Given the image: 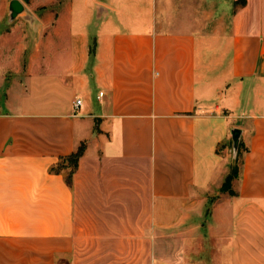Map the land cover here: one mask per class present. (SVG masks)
<instances>
[{
  "label": "crops",
  "instance_id": "crops-1",
  "mask_svg": "<svg viewBox=\"0 0 264 264\" xmlns=\"http://www.w3.org/2000/svg\"><path fill=\"white\" fill-rule=\"evenodd\" d=\"M235 1L217 53L184 0L20 1L31 36H0V264H198L195 221L223 255L202 264H264V0ZM81 143L70 180L51 171Z\"/></svg>",
  "mask_w": 264,
  "mask_h": 264
},
{
  "label": "rangeland",
  "instance_id": "rangeland-1",
  "mask_svg": "<svg viewBox=\"0 0 264 264\" xmlns=\"http://www.w3.org/2000/svg\"><path fill=\"white\" fill-rule=\"evenodd\" d=\"M21 2H27L30 3L31 0H20ZM68 0H55L53 5H51V8L53 9H59L57 8L59 6V3L67 2ZM175 1H181V0H175ZM185 3L183 5L182 10L185 9V6H191L192 11V29L198 36H204L209 37L210 39H213V43L211 45H208L207 48L209 49V52L211 53H217V52H227V45L224 43L227 35L229 33V21H230V8L231 6L237 3V1L233 0H184ZM8 2V0H0V3H2L3 6ZM24 2H22L24 4ZM180 5V4H179ZM77 10L82 7V4H80L78 1L75 4ZM7 7V6H6ZM75 8V10H76ZM178 9V8H177ZM8 13V12H7ZM25 14H28V11H26ZM75 14V13H74ZM83 16L87 15L85 14V11L81 10L76 12V16ZM18 16V15H17ZM17 16L12 20L9 21V15L7 14V21L6 23V13L3 16L2 19V25L0 26V36H5L6 38H9L7 40H10V42H16L17 39L26 38L28 34L31 36V32H28L27 23L24 22V18ZM26 20H30L31 18L27 17ZM82 21V20H81ZM28 27V28H27ZM88 29V28H87ZM89 30V29H88ZM19 41V40H18ZM17 44V43H15ZM13 48V47H12ZM229 154L232 155V146L230 144L229 146ZM235 157L232 156V163ZM232 187V182H231ZM233 189V188H232ZM225 196L230 197L231 194L229 192L223 193ZM218 195H213V202L209 203L208 209L209 210L213 203L216 201ZM232 196V195H231ZM205 206V207H206ZM204 206L203 205H195L193 211V214L195 216L197 215H204ZM206 219V218H205ZM204 219V220H205ZM195 223V230H194V242L192 243L195 245L196 248H192L191 253L187 255L189 261H195L198 264L207 263L212 260H223V255L218 253L219 248L217 247V239L212 238L209 239L206 246H210L213 248H201L203 245V238L201 236L200 230L198 229L199 223L197 221ZM217 253V254H216ZM163 258L166 257V252L162 251Z\"/></svg>",
  "mask_w": 264,
  "mask_h": 264
},
{
  "label": "trees",
  "instance_id": "trees-1",
  "mask_svg": "<svg viewBox=\"0 0 264 264\" xmlns=\"http://www.w3.org/2000/svg\"><path fill=\"white\" fill-rule=\"evenodd\" d=\"M246 150H247V148L244 147V145L240 141L238 148H237L235 158L233 160V163L234 162L235 163L231 164V166H230L229 173L227 174V176H226V178H225V180H224V182L220 188L221 192L227 191L231 195L236 194V192L231 187V182L235 178H237L239 175L240 165L242 163V156H243L244 151H246ZM83 151H84V144L81 143L74 152H72L66 156H61L59 158V160L57 161V163L51 167V171L59 172V171L66 170V179L70 180L72 173H73L74 169L76 168L77 160L81 156Z\"/></svg>",
  "mask_w": 264,
  "mask_h": 264
},
{
  "label": "water",
  "instance_id": "water-1",
  "mask_svg": "<svg viewBox=\"0 0 264 264\" xmlns=\"http://www.w3.org/2000/svg\"><path fill=\"white\" fill-rule=\"evenodd\" d=\"M23 11H24V6L20 2V0H10L8 4V15H9L8 20L12 21L17 15H19ZM230 135H231L232 156L235 157L240 142L241 129L237 127L231 129Z\"/></svg>",
  "mask_w": 264,
  "mask_h": 264
},
{
  "label": "built area",
  "instance_id": "built-area-1",
  "mask_svg": "<svg viewBox=\"0 0 264 264\" xmlns=\"http://www.w3.org/2000/svg\"><path fill=\"white\" fill-rule=\"evenodd\" d=\"M103 95V92H99V96H102ZM81 104V100L80 99H77L75 102H74V108H78Z\"/></svg>",
  "mask_w": 264,
  "mask_h": 264
}]
</instances>
